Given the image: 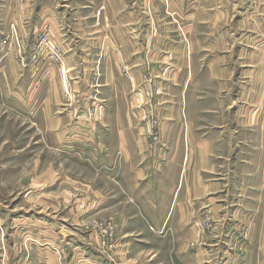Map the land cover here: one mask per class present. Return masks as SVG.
Wrapping results in <instances>:
<instances>
[{
  "label": "crops",
  "instance_id": "1",
  "mask_svg": "<svg viewBox=\"0 0 264 264\" xmlns=\"http://www.w3.org/2000/svg\"><path fill=\"white\" fill-rule=\"evenodd\" d=\"M0 1V40L13 25L24 48L47 26L61 44L70 86L66 98L49 57L41 54L33 63L25 49L0 50V92L13 96L15 108L31 120L0 116V153H10L0 169H18L12 179L0 177L7 190L0 192L3 264H158L166 250L167 257L174 254L173 264H264V64L253 62L256 52L264 55V34L248 33L258 47L239 51L253 62L240 64V75H254L249 90L240 88L233 101L245 118L243 124L235 119L229 129V135L238 132L223 145L231 155L215 154L223 158L215 166L216 131L227 127L222 123L207 132L211 122L224 121L208 116L214 111L208 84L215 83L218 66L213 60L206 64L203 90L201 77L193 81L196 69L189 62L170 66L169 77L152 80L150 58L157 51L149 41L172 37L183 23L192 30L203 21L200 9L207 11L208 25H218L229 18V5L218 12L215 0L201 7L199 0ZM211 34L205 38L221 39ZM108 40L125 47L112 51L110 43L104 44ZM43 61L44 74L35 73ZM29 143L31 151L47 154L46 167L54 166L55 154L78 162L77 178L72 172L60 179L35 178L26 194L42 208L38 196L62 206L61 222L40 209L23 211L22 193L8 191L22 185L23 150ZM32 167L37 169V162ZM236 201L237 207H228ZM105 221L114 226L111 245H104L93 227ZM140 249L143 258L136 254Z\"/></svg>",
  "mask_w": 264,
  "mask_h": 264
},
{
  "label": "rangeland",
  "instance_id": "2",
  "mask_svg": "<svg viewBox=\"0 0 264 264\" xmlns=\"http://www.w3.org/2000/svg\"><path fill=\"white\" fill-rule=\"evenodd\" d=\"M207 1L208 0H199V6L201 7L202 5H207ZM189 3L188 5L190 6ZM227 5L230 6L229 18L226 19L224 22H222L223 20L222 18L219 19L221 23H219L218 25L217 23L208 25L206 22L207 18L205 16L207 11L205 10L204 11L205 14H203V12L201 13V9H200L199 11L200 14L198 18L203 21H200L198 25L196 24L194 28L191 27L192 30L189 29V27H185L186 24L183 23L181 25L182 29H176V33H173L171 35L172 37L169 36L167 37L169 39L165 37H160L159 40L149 41V48H151L153 52L155 50L157 51L156 53L157 58L156 57H155L156 59L153 57L150 58L151 61L150 64L152 65V67H149L150 68L149 74L152 80L155 79L156 81H159L161 79L159 76L169 77L168 69L171 68L170 66H176L177 68H181L180 66L184 67L189 62V64L194 65V68L196 69L193 81H196L197 78L200 79L201 77V90H203L207 86L206 64H208L209 61H211L212 63L213 60L214 64L218 66L219 71L217 72L218 75L215 78L216 79L215 83L213 85L208 84L209 88L211 89V92L214 93V97H212V100L210 102V106L211 103H213V108L211 107L210 110H214V111H212L208 116H220V118H223L224 121L223 120L218 121L219 122L218 124L211 122L210 126H208L207 132H210L212 134L215 129V128L213 129V127L217 128L219 126L222 128L223 127L222 123H224L227 127L225 126L226 130L224 131L221 132L216 131L218 137L216 136V138H214L216 140L214 143L215 152L211 153L212 156L211 161L212 163L215 164V166H217V163L221 164L222 163L221 161H223L222 157H220V159L217 160L215 154L222 153L224 154V157L230 154V152H227V149L223 147V145L228 146L229 144H231L230 139L235 138V135H237L238 133L237 132L235 134V132H232V135H229L230 131H232L235 128L231 126L232 124H236L233 123L235 122L234 120L237 119L238 122L243 124L242 119L245 118L242 112L238 113L240 109L239 103L233 105V101L239 96L240 88L247 85V87L245 86L244 89L249 90L250 87L249 79L252 78L250 75H254V74L245 73L248 74L245 75L243 73L242 75H240V71L242 69L240 67L241 66L240 64H243V66L249 64L251 65L253 62L254 64L257 65L260 63L264 64V55L260 56L259 52L255 53V59L253 62H251L252 61L251 57L250 60L246 56L243 57L244 53L246 52L249 53V50H253L254 48L258 47L256 46L257 44H255V40L250 39V36H248L247 34L252 33V35H255L254 32H257L258 34L261 35L264 34V0H215L214 8L219 12V10L222 11L223 9H225V6ZM218 6H222V7L218 8ZM255 6L257 7L255 8ZM260 7H262V10ZM211 8H209V12H212ZM255 14L258 17V20H255V24H254L253 20L255 18ZM23 26L25 28H29L31 26L30 21L28 24L24 22ZM65 27L66 26H64L63 24L60 25V28L64 29ZM141 27H144L145 29L146 24L142 23ZM160 31L161 30L158 27V33ZM210 32H212L211 36H213V33L215 34V36L216 33L221 34L219 36L221 37V39L219 40H215L212 38L206 39L205 37L207 33ZM189 34L190 35L192 34V36L195 38L190 39ZM22 35L23 37H28L27 33L24 30L22 32ZM28 41L29 42L27 43L26 46L23 45L24 46L23 48L21 39L16 32L15 26L13 27V25H10L9 30L3 34L0 40V50L5 51L11 46H14L16 50L17 48H19L20 51L22 49H23L22 51H24L25 49V51H28V60L33 63L36 62V60H39V56L41 54L45 55L46 56L45 58L49 57L51 62L56 63V67L58 69V80L60 83V68L62 66L61 58H60L62 56L61 47H60L61 44L56 40L52 39V36L47 26L40 28L37 32V35L34 38H32L31 41L30 40ZM112 42L113 40H108L107 42H104V44L107 43L111 44L110 47L113 48L112 51H119L123 47H125V44H122L121 42H118V46L116 45V42H114V45L112 44ZM39 44H40V53L37 54L36 52L39 49L38 47ZM102 47L104 48V46ZM240 49H245L246 52L244 51V53L240 54L239 53ZM51 50L57 51V54L56 55L52 54ZM137 55L139 57V60H143V56L141 54H137ZM122 60L124 63L126 62L125 58ZM242 60L244 61L242 62ZM42 63L43 64H41L37 70H34L35 73L41 71L40 68L45 65V61H43ZM142 64L143 63H141L140 65ZM159 67L161 68L165 67L164 71H162V69H159ZM46 68L47 67L45 66V69L43 70L45 71ZM166 70L167 72L165 73ZM41 73L44 74L42 71ZM145 75H148V73L146 72ZM152 75L155 76L153 77ZM178 80L180 81V78H177L176 81L177 85H175V87L180 85V82H178ZM163 82L165 86H167L168 83L166 81ZM12 99H14L13 96L0 92V116H23V121L29 124L31 121L29 119V116L25 115L24 114L25 112L23 111H21L22 113L18 111V109L15 108V105H13V103L11 102ZM241 111H243V109ZM239 114H241V116ZM228 116H230L229 119ZM14 132L15 131L12 130L10 134L13 135ZM26 139L27 138L24 137V144ZM233 143L236 144L235 142ZM31 147L32 146L29 143L26 147H24L23 150L22 185H17V186L11 185V189L8 188L7 186V188L9 189L8 191L22 193L24 197L23 211L31 207L35 210L38 209V211L42 210V212L45 213L49 212V214L56 222H61L62 215L64 212L62 206L55 207L51 203H46V201L42 199L41 196H38L37 202L40 205H44L43 207L44 209H43L42 207L38 206L35 203L32 204V200H34L35 198L30 199V197H26V194L29 192L30 189H32L31 180H34L35 178H38L40 180V178H47V177L55 178L59 176L60 179L63 178L62 176L64 174H67L69 172L74 173L73 176L71 177L77 178V176H80V170L77 167L78 162L74 163L71 160L63 161L61 154L60 155L55 154L53 158L54 166L46 167L47 154L45 152H33L31 151ZM234 150L235 148L233 147V151ZM9 155L10 153H0V161L6 159ZM14 155L15 153H12L11 156ZM35 162H37L38 164L37 169H33L32 167V165H34ZM15 171H17V175H18V169L17 170L10 168L6 170L0 169V177H6L8 179H12L15 176ZM219 171L220 174H222V169H220ZM36 172L38 177L35 176ZM66 177L69 176L67 175ZM3 187L4 186L0 184V192H7V190H3ZM76 197H77L76 195L72 196V202L75 201L74 199ZM9 202H13V201H9ZM235 205L237 207V201L233 202L228 207L233 208L235 207ZM206 221H208V219H205V222ZM205 225L206 227H210L211 222L208 221L207 223H205ZM3 252L4 250L0 249V264H3L2 263ZM27 252L24 250V253ZM167 252L168 250L165 251L164 260H162V258L160 257L156 259L155 263L159 264V260H160L162 261L160 264H173L174 250H171V254H173V256L170 257L169 256L167 257L168 254ZM136 254H140L141 258H143L144 252L142 249H140V250H136ZM147 255L148 254L146 251L144 257H146ZM137 262L138 261H136L135 264H138Z\"/></svg>",
  "mask_w": 264,
  "mask_h": 264
},
{
  "label": "built area",
  "instance_id": "3",
  "mask_svg": "<svg viewBox=\"0 0 264 264\" xmlns=\"http://www.w3.org/2000/svg\"><path fill=\"white\" fill-rule=\"evenodd\" d=\"M39 49L36 52L37 54L40 53V44L38 45ZM49 53V52H48ZM51 53L56 55L57 51L51 50ZM60 84L62 88V93L66 98L70 97V86L69 82L67 80V75L65 72V69L61 66L60 68ZM153 140H157V135H154ZM99 233V236L102 238V243L104 245H111L114 241V226L111 222L105 221V222H97L93 226Z\"/></svg>",
  "mask_w": 264,
  "mask_h": 264
}]
</instances>
